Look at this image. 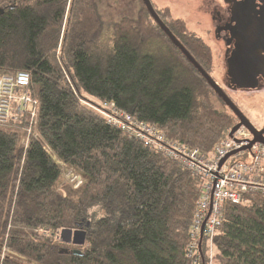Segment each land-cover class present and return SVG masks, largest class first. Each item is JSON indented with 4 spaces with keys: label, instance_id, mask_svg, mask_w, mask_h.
Wrapping results in <instances>:
<instances>
[{
    "label": "trees",
    "instance_id": "trees-1",
    "mask_svg": "<svg viewBox=\"0 0 264 264\" xmlns=\"http://www.w3.org/2000/svg\"><path fill=\"white\" fill-rule=\"evenodd\" d=\"M139 3L133 16L106 19L98 0H0V76L27 71L36 110L0 121V264H192L201 177L90 104L114 101L206 151L238 117L215 105L211 85ZM157 11L211 74L210 45L168 7ZM55 158L82 181H64ZM63 228L84 229L85 242L63 241ZM214 244L213 264H264V195L226 201Z\"/></svg>",
    "mask_w": 264,
    "mask_h": 264
},
{
    "label": "built area",
    "instance_id": "built-area-1",
    "mask_svg": "<svg viewBox=\"0 0 264 264\" xmlns=\"http://www.w3.org/2000/svg\"><path fill=\"white\" fill-rule=\"evenodd\" d=\"M28 81L29 73L25 70L18 71L14 76H0V121L27 108L31 120L34 119V99L25 88ZM90 105L107 122L173 157L201 177L202 191L191 222L186 255L192 264H200V259L205 257L207 264H213L214 236L222 221L224 203L240 202L247 194L264 195V143L254 141L249 144L253 134L246 126L241 125L232 136L227 135L218 141L212 151H206L170 140L159 127L136 118L117 107L114 101L105 100L99 105ZM236 148V152L229 154L221 162L224 156ZM203 240L205 255L202 251Z\"/></svg>",
    "mask_w": 264,
    "mask_h": 264
},
{
    "label": "flooded vegetation",
    "instance_id": "flooded-vegetation-1",
    "mask_svg": "<svg viewBox=\"0 0 264 264\" xmlns=\"http://www.w3.org/2000/svg\"><path fill=\"white\" fill-rule=\"evenodd\" d=\"M177 3L194 13V19L184 20L200 26L204 40L211 39L221 56L223 75L218 80L212 72V77L248 119H255L257 113L246 109L236 93L260 91L256 100L264 97V0H166L162 6L172 11ZM152 4L156 11L161 8ZM215 98L230 108L216 92Z\"/></svg>",
    "mask_w": 264,
    "mask_h": 264
},
{
    "label": "rangeland",
    "instance_id": "rangeland-1",
    "mask_svg": "<svg viewBox=\"0 0 264 264\" xmlns=\"http://www.w3.org/2000/svg\"><path fill=\"white\" fill-rule=\"evenodd\" d=\"M152 1L157 2L160 7H163L162 6V5H164L163 3H166V0H152ZM98 2H99L100 10L103 12L104 17L106 19H115V18H119L122 15L133 16V15H135V13L139 7V4H140L139 0H98ZM171 12L175 16H181V17L185 16L186 19H194L195 18L194 13H192V12L186 13L184 8H182V7L180 8L178 3L173 6V9ZM189 21H191V20H189ZM189 21H187L188 27L191 30H194L197 33H199L204 38V33L201 31L202 30L201 27L195 26L196 27L195 28L193 26L195 24L190 23ZM205 41L208 43H211V49H212L213 57H214V61H215L213 73L215 74L216 78L218 80H220V78L223 75L222 74V71H223L222 63L221 64L219 63L222 61L221 56L219 57L220 54L218 55V53H217L218 50L214 47V43L211 39L205 38ZM236 95L239 96V99L241 100L242 104H244V107L246 109H248V110L250 109L251 112L257 113V117L255 119H250V120L257 127H262L264 124V118H263V115H264V97H262V98L260 97L256 100V98L260 96V91H247V92L244 91V92L236 93ZM213 100H214L216 106H218V107L221 106V103L218 101L217 98H215V96L213 97ZM55 160H56V162L59 163V166H60L61 172H62V179L64 181L68 180L71 183H73L74 185H78V183L81 182L82 177H80L81 174L78 171H76L73 167L61 162L60 160H58L56 158H55Z\"/></svg>",
    "mask_w": 264,
    "mask_h": 264
},
{
    "label": "water",
    "instance_id": "water-1",
    "mask_svg": "<svg viewBox=\"0 0 264 264\" xmlns=\"http://www.w3.org/2000/svg\"><path fill=\"white\" fill-rule=\"evenodd\" d=\"M145 6L147 7L151 16L157 21L160 27L164 30V32L169 36V38L173 41V43L178 46L183 53L187 56V58L197 67L200 73L205 77L207 82L211 85L214 92L220 96L223 101L231 108V110L238 116V122L233 125L228 135L232 136L233 132L240 127L241 125L246 126L250 132L253 134V138L250 143L254 141H261L264 143V124L262 127H257L250 119L246 117V115L239 109V107L231 100V98L225 93V91L221 88L218 82L212 77L210 73H208L202 65L194 58V56L187 50V48L181 43V41L176 37V35L171 31L168 25L162 20L157 11L155 10L151 0H143ZM238 149H233L226 156L221 159V162L227 157L229 154L236 152ZM89 224V221L86 222ZM86 231L82 228H63L60 232V237L63 241L67 243H73L76 245H81L85 242ZM61 252H67V248L60 249ZM75 253H80L78 249H74Z\"/></svg>",
    "mask_w": 264,
    "mask_h": 264
}]
</instances>
